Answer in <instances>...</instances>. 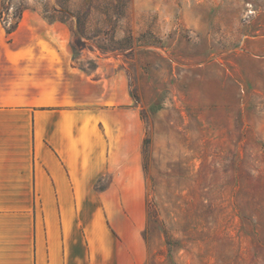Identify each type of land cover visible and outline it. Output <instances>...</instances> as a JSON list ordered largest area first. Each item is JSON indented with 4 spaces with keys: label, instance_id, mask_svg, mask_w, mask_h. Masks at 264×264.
Masks as SVG:
<instances>
[{
    "label": "rangeland",
    "instance_id": "374dc122",
    "mask_svg": "<svg viewBox=\"0 0 264 264\" xmlns=\"http://www.w3.org/2000/svg\"><path fill=\"white\" fill-rule=\"evenodd\" d=\"M21 10L18 45L47 34L74 67L129 77L146 123V264H264V0H0V34ZM194 198L199 241L176 207Z\"/></svg>",
    "mask_w": 264,
    "mask_h": 264
},
{
    "label": "crops",
    "instance_id": "0c3cea01",
    "mask_svg": "<svg viewBox=\"0 0 264 264\" xmlns=\"http://www.w3.org/2000/svg\"><path fill=\"white\" fill-rule=\"evenodd\" d=\"M25 41L0 34V264H146V123L128 75L74 67L47 34Z\"/></svg>",
    "mask_w": 264,
    "mask_h": 264
},
{
    "label": "trees",
    "instance_id": "16d2710c",
    "mask_svg": "<svg viewBox=\"0 0 264 264\" xmlns=\"http://www.w3.org/2000/svg\"><path fill=\"white\" fill-rule=\"evenodd\" d=\"M23 15V10L17 12L14 16L13 19H16L15 25L12 26L11 28L6 30L7 34H12V32L18 27L19 23H20V19ZM148 143V140L145 139L144 140V145ZM146 165H144V169L146 170ZM251 179H254L253 177L250 176V173L245 171V170H241V181L245 182H251ZM243 186V184H242ZM241 186V187H242ZM155 187V185H154ZM187 205V207L182 208L181 205H177L176 207L178 208V211L180 212V218H179V223H181L182 227H183V234L186 237H190L193 238L195 241L196 240H202L200 237V234L203 233V231H201V226L203 224L202 221V212L204 208H206V205L203 204L199 199L194 198L193 200H190L189 202L185 203ZM155 206H156V199L152 198L148 201V214L150 216H154L155 213ZM219 222V221H218ZM217 232H221L219 230H217ZM197 236V237H196ZM224 239V238H223ZM216 241V240H214ZM168 244H171L170 241H167Z\"/></svg>",
    "mask_w": 264,
    "mask_h": 264
}]
</instances>
